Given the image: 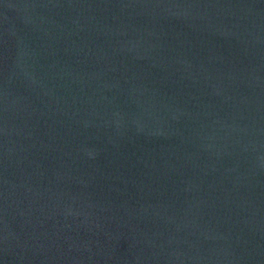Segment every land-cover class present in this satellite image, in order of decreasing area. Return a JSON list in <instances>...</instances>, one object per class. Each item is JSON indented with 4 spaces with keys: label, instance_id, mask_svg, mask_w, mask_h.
<instances>
[{
    "label": "water",
    "instance_id": "water-1",
    "mask_svg": "<svg viewBox=\"0 0 264 264\" xmlns=\"http://www.w3.org/2000/svg\"><path fill=\"white\" fill-rule=\"evenodd\" d=\"M0 264H264V0H0Z\"/></svg>",
    "mask_w": 264,
    "mask_h": 264
}]
</instances>
